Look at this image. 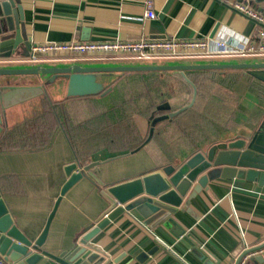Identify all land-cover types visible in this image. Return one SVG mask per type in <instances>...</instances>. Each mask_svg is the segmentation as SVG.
I'll list each match as a JSON object with an SVG mask.
<instances>
[{
  "label": "crops",
  "instance_id": "obj_1",
  "mask_svg": "<svg viewBox=\"0 0 264 264\" xmlns=\"http://www.w3.org/2000/svg\"><path fill=\"white\" fill-rule=\"evenodd\" d=\"M14 2L15 23L32 47L143 38L224 39L235 44L255 40L260 27L233 6L248 3L264 14V0ZM148 3L155 19L145 18ZM25 59H0V67L262 62L214 58L142 64L77 59L32 64ZM210 71L100 74L97 93L83 96L69 95L68 85L60 81L47 84L49 78L1 77L2 85L16 89L8 91L0 136V198L18 229L36 241L61 198L43 250L56 256L70 252L111 207L108 187L178 165L214 144L254 134L264 123V83L247 70ZM164 104L170 109L155 118L170 119L156 124L152 140L135 152L152 127L146 113ZM156 136V144L162 146L165 140L173 152L165 147L167 156L156 159L155 151L147 149ZM74 164L84 176L61 197L69 180L66 169ZM194 188L173 215L180 237L173 233L175 227L161 224L151 229L125 214L103 229L93 245L118 264H236L246 250L264 244V187L219 179L200 194ZM245 264L255 263L248 258Z\"/></svg>",
  "mask_w": 264,
  "mask_h": 264
},
{
  "label": "water",
  "instance_id": "obj_2",
  "mask_svg": "<svg viewBox=\"0 0 264 264\" xmlns=\"http://www.w3.org/2000/svg\"><path fill=\"white\" fill-rule=\"evenodd\" d=\"M258 1V0H257ZM261 1V0H260ZM16 8L14 0H0V59H17L30 56L31 40L25 39L22 30L14 19ZM27 52L24 56L23 52ZM27 59L24 62H27ZM247 70L249 75L264 83V62L228 63V64H170V65H61L37 66L30 68L0 67V79L4 76L36 75L42 80L49 78L47 84L60 81L68 85L69 95L83 96L97 93V77L100 74L179 71L190 70ZM1 82V81H0ZM16 89L0 83V136L3 133L6 111L10 102L8 91ZM164 104L159 111L169 110ZM170 119L169 115L155 118L147 140L135 151H140L153 138L155 126ZM90 169H84L89 172ZM68 182L62 189L61 197L84 176L77 172V165L66 169ZM90 176H93L90 174ZM244 180L264 187V123L258 130L245 138L228 140L214 144L178 165H169L160 172L152 173L122 184L108 187L106 195L111 207L103 215L97 226L84 235L80 245L70 252L52 255L43 250L51 223L54 219L61 198L58 199L42 235L36 240H29L14 224L3 200L0 198V264H118V260L108 261L101 251L93 245L94 238L111 222L128 214L142 220L145 226L155 229L164 225L167 229L175 227L173 233L180 237L173 215L183 205L184 198L195 185L194 193L207 190L216 180ZM193 193V194H194ZM264 249V244L246 250L237 260L242 264L248 258L255 264H264V256L256 255ZM253 255V256H252ZM205 264H212L205 261Z\"/></svg>",
  "mask_w": 264,
  "mask_h": 264
},
{
  "label": "built area",
  "instance_id": "obj_3",
  "mask_svg": "<svg viewBox=\"0 0 264 264\" xmlns=\"http://www.w3.org/2000/svg\"><path fill=\"white\" fill-rule=\"evenodd\" d=\"M233 8L260 27L255 40L244 39L235 44L224 39L177 40L173 38L160 40L143 38L136 42L117 39L105 42L47 43L32 47L27 61L37 64L82 59L113 62L134 61L143 64L156 61L264 57V14L252 8L248 3H237ZM145 18H156L151 3H148ZM258 253L264 256V249Z\"/></svg>",
  "mask_w": 264,
  "mask_h": 264
},
{
  "label": "rangeland",
  "instance_id": "obj_4",
  "mask_svg": "<svg viewBox=\"0 0 264 264\" xmlns=\"http://www.w3.org/2000/svg\"><path fill=\"white\" fill-rule=\"evenodd\" d=\"M194 61V60H192ZM200 61H205V60H200ZM213 62H219L220 60H211ZM233 62H238V61H244V62H248V61H262L264 62V57H260V58H245V59H236V60H232ZM173 62H186V61H165L164 63H173ZM197 62V61H195ZM207 62V61H206ZM210 62V61H209ZM159 62H153V63H150V64H157ZM138 64V63H137ZM158 141L157 139V136L156 138L154 139V141L148 146L147 149H150V150H154L155 151V157L156 159H158V157L162 158V157H165L167 156L168 152L166 151L167 148L165 147H168L169 149V152H173L172 149L168 146L169 144L167 142H165V140H163L162 142L164 143V145L161 146V144H156V142Z\"/></svg>",
  "mask_w": 264,
  "mask_h": 264
},
{
  "label": "trees",
  "instance_id": "obj_5",
  "mask_svg": "<svg viewBox=\"0 0 264 264\" xmlns=\"http://www.w3.org/2000/svg\"><path fill=\"white\" fill-rule=\"evenodd\" d=\"M210 73H216V71L211 70ZM164 113H166V112H164V111H159L157 107H154V108L151 109L149 112H147L145 116H147V118L150 119V117H152V116H154V117H158V116H160V115H163Z\"/></svg>",
  "mask_w": 264,
  "mask_h": 264
}]
</instances>
